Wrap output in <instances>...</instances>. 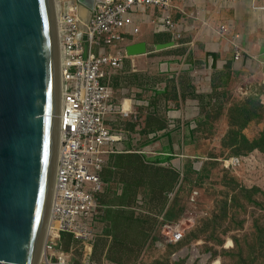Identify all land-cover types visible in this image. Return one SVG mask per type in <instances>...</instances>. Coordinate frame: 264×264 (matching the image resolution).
Segmentation results:
<instances>
[{"label": "rangeland", "instance_id": "1", "mask_svg": "<svg viewBox=\"0 0 264 264\" xmlns=\"http://www.w3.org/2000/svg\"><path fill=\"white\" fill-rule=\"evenodd\" d=\"M257 8L264 14V0ZM224 12L218 32L240 37V19ZM180 16L174 9L187 27L178 39L142 26L148 52L116 73L115 103L136 106L111 122L119 145L99 197L103 233L63 237L69 264H264V73L206 67L210 45L193 39L192 14ZM165 221L180 225L181 241L168 240Z\"/></svg>", "mask_w": 264, "mask_h": 264}, {"label": "built area", "instance_id": "2", "mask_svg": "<svg viewBox=\"0 0 264 264\" xmlns=\"http://www.w3.org/2000/svg\"><path fill=\"white\" fill-rule=\"evenodd\" d=\"M174 1L96 0L85 23L82 8L89 9L80 0H55L62 67L60 146L53 229L40 264H69V255L57 248L67 235L82 241L103 233L99 223L106 206L99 197L109 156L118 142L108 118L123 112L110 82L123 66L126 44L141 34L142 26L181 37L182 22L171 18ZM162 224L171 231L170 242L183 239L179 224Z\"/></svg>", "mask_w": 264, "mask_h": 264}, {"label": "water", "instance_id": "3", "mask_svg": "<svg viewBox=\"0 0 264 264\" xmlns=\"http://www.w3.org/2000/svg\"><path fill=\"white\" fill-rule=\"evenodd\" d=\"M80 1L91 16L96 0ZM126 49L130 56L148 52L145 41ZM207 56L216 68V53ZM60 95L55 0H0V264L42 259L59 157Z\"/></svg>", "mask_w": 264, "mask_h": 264}, {"label": "crops", "instance_id": "4", "mask_svg": "<svg viewBox=\"0 0 264 264\" xmlns=\"http://www.w3.org/2000/svg\"><path fill=\"white\" fill-rule=\"evenodd\" d=\"M174 4L176 7L175 10L179 15H181L180 17H182V21L185 22V15H193V19L196 21L195 26L197 27L193 30V39L195 41L203 40L207 45H210L211 49L207 51V53H216L218 64L217 67L214 68L215 71L223 68L228 63H232L233 68L238 69L241 73H243V71L247 68L250 70L257 68V73H264V71L261 70L264 67V49L260 51V55H254L256 52L254 53L252 51L255 45L259 46L264 44V14H260V12H258L259 8H257V6H259V0H175ZM227 10L234 11V18L238 20L240 19L241 21L240 37L232 36V34H228L227 31H222V33L218 32L220 27H217V23L223 25L224 21L214 23V19L216 17L218 19L223 18V13ZM183 27V31H185L187 27L185 25H183ZM140 39L141 38L136 37L135 40L128 42L126 45L134 41H139ZM212 39L217 40V42L213 43V45L209 44ZM220 40H223V42H219ZM235 41L237 43L240 42L241 46V50H239L241 56L239 59H235L237 48L234 49L233 53L230 51L231 45L233 44L234 46ZM245 42H247L248 45L245 46ZM207 53L205 60L206 67L211 68L210 64L212 62V58H208ZM142 55H145V53L132 56L127 55L124 58V61L128 56L137 58ZM115 76L116 74L112 79V87L114 89L116 101L119 102L120 100L118 101V99L120 89H116L115 86H113ZM123 102L125 105L130 106L129 109L136 106V101H132L131 99H124ZM118 114L121 115V113ZM118 114L108 118V123L110 125H112L111 122L120 117ZM115 133H117V131ZM112 154L109 156L107 167L103 174V179L108 170H115V167L111 162Z\"/></svg>", "mask_w": 264, "mask_h": 264}, {"label": "bare ground", "instance_id": "5", "mask_svg": "<svg viewBox=\"0 0 264 264\" xmlns=\"http://www.w3.org/2000/svg\"><path fill=\"white\" fill-rule=\"evenodd\" d=\"M57 11H58V7H57ZM83 11H84V13H83ZM82 13H83V16H84V14H85L84 20H85V23H87L88 20H89V14H88L89 11L83 7V8H82ZM126 51H127V50H126ZM127 55H128V53H127ZM60 99H62V95H60ZM60 105H61V102H60ZM129 107H130V106L125 105L124 102H123V105H122V110H123V112L129 110ZM114 139H115V138H114ZM58 144H59V142H58ZM52 224H53V221H52V223L50 222V225H49L48 230H47V235H48V237H49V235L51 234L52 229H53ZM47 240H48V238H47ZM44 243H45V241L43 242V244H44ZM43 248L45 249V245H44ZM45 253H46V251H45Z\"/></svg>", "mask_w": 264, "mask_h": 264}]
</instances>
